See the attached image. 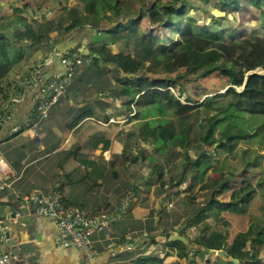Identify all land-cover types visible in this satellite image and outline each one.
<instances>
[{
    "label": "trees",
    "instance_id": "obj_1",
    "mask_svg": "<svg viewBox=\"0 0 264 264\" xmlns=\"http://www.w3.org/2000/svg\"><path fill=\"white\" fill-rule=\"evenodd\" d=\"M32 1L36 14L47 4L49 9L61 11L55 19H46L43 14L40 19L44 21H36L37 17L28 20L23 12L29 5L24 4L21 8L14 6L9 16H0V30L12 28L11 37L0 39L2 100H8L7 88L9 83L11 85L10 81L3 83L5 74L13 65H19L27 54L48 52L53 45L52 32L62 34L65 39L72 35L73 45L62 50L63 54L74 50L81 38L87 37L86 56L91 59L94 72L83 82L92 83L99 92H109L113 99L122 98L127 112L134 110L135 117L147 111L156 117L144 121L139 130L140 138L163 156L162 161L153 154L142 155L141 159H149L152 163L146 185H156L165 199L169 196V187L187 181L184 189H191L199 182V190L209 191L204 201L206 208H194L193 212L184 210L180 225L176 224L178 220L169 230L159 229L158 233L167 238L166 244L179 258L187 260V264H201L195 257L209 250L224 261L205 259L203 264H264L258 258L264 244V206H255L251 211L257 192L253 182L258 176L263 175L264 179L261 166L264 74L251 73L259 67L264 69V0H203L204 10L210 17L208 23L204 18L201 21L198 14L190 13L197 0H171L164 4L145 0L139 3L138 0H79L82 11L76 7H62L58 0ZM247 3L258 12V21L255 20L253 30L234 39L237 29L221 27L223 14L227 10L235 12ZM143 18L148 24L145 29L139 28ZM159 27L173 28L179 34L174 41L163 44L154 35ZM118 41L123 43L124 52H113L112 45ZM157 73H164L165 77L147 76ZM218 76L226 77L223 93L205 94L200 102L188 94L187 82L198 81L205 87V82ZM26 80L30 79H23ZM175 85H179L177 94L171 90ZM241 86V90H237ZM217 97L222 103L215 104ZM203 111L205 115L201 116ZM35 119L34 107L32 120ZM239 143L248 145L244 148ZM210 148L223 159H215ZM122 154H127V144ZM214 160L216 165H213ZM137 161L138 155L130 158V163ZM165 166L175 172L168 179L164 178ZM210 167L212 172H208ZM214 173L217 176L213 177ZM240 188L243 192L239 198L218 199L224 193L232 192L236 196ZM193 198L190 196L189 205H194ZM204 210L213 213L214 226L201 222L192 239L181 231V226L194 223ZM242 214L247 216L248 228L231 231L234 222L224 216ZM153 215L152 212L151 217ZM174 231L186 237L189 244L170 240ZM247 240H250L249 249L242 245ZM139 261L141 264H163L162 259L151 254L140 256Z\"/></svg>",
    "mask_w": 264,
    "mask_h": 264
},
{
    "label": "crops",
    "instance_id": "obj_2",
    "mask_svg": "<svg viewBox=\"0 0 264 264\" xmlns=\"http://www.w3.org/2000/svg\"><path fill=\"white\" fill-rule=\"evenodd\" d=\"M13 3L0 0V16H9ZM72 40V35L65 39L52 32L48 52L27 54L4 76L3 83L11 85L7 101L0 93V158L4 161L0 165L13 177L0 191V205L13 207L16 215L11 223L5 221L3 229L10 231L13 244L6 243L0 230V247L18 256L12 264H88L81 250L56 244V226L26 200L33 192H56L65 204L93 212H111L122 200L129 201L128 212L91 236L95 264H141L139 257L150 254L163 264H185L166 244V236L158 233L172 228L167 205L171 194L165 199L156 185L150 190L147 181L142 187L138 161L130 163L127 154H122L131 138L127 108L122 98L113 99L109 92L83 82L94 72L90 58L84 60L48 117L33 128L40 86L61 69L56 52L72 46ZM81 42L86 43L87 37ZM27 78L28 83L23 81Z\"/></svg>",
    "mask_w": 264,
    "mask_h": 264
},
{
    "label": "rangeland",
    "instance_id": "obj_3",
    "mask_svg": "<svg viewBox=\"0 0 264 264\" xmlns=\"http://www.w3.org/2000/svg\"><path fill=\"white\" fill-rule=\"evenodd\" d=\"M11 1H14V3L11 4L12 6L10 5L11 10H8L9 13L12 12V8H14V6L21 8L24 4L29 5V8H27V10H25V12H23V14L25 16H27L28 20H33V18L37 17L38 19H36V21H40V22L44 21L42 18L40 19V17L43 14L46 15L45 16L46 19H55L58 17V15L61 11L58 8L55 11H54V9H49L47 7V5H48L47 4L45 7L42 8L41 11H39V12L37 11L38 13L36 14L35 12H33L35 7H34V3L32 0H11ZM58 1H60L62 3V7L63 6L68 7V8L76 7L79 11H82L81 2L79 0H58ZM139 1L140 0H138V3H139ZM145 1H154L156 3L164 4V3L170 2L171 0H145ZM202 2H203V0L194 1L192 4L193 8L191 9L190 13L191 14H198V16L201 18V21L204 18L205 21L208 23L210 21V17H209V14H207V12L204 10ZM236 11L234 12L232 10H227L223 14L225 18L221 21V23L223 24L221 27H223L224 29L229 30L228 28L230 26L237 29L234 31V34H235L234 39H237L239 34L247 33V32H250L251 30H253L256 26L255 20L258 21V15H257L258 12L255 11V9L253 7H251L248 3L242 5L239 8V10H236ZM201 21L199 22V24L201 23ZM147 27H148V24H147L146 18L141 19L140 23H139V28L145 29ZM154 33H155L154 35L156 37H158L163 44H168L171 41H174L179 34L173 28L169 29V28H164V27H159L158 29L156 28V31H154ZM257 34L261 35L262 33L258 32ZM84 44H86V43H84ZM112 49H113V52H115V53L125 51V49L123 47V43L120 41L114 43L112 45ZM84 58H85V60L89 59L88 56H84ZM253 72L264 74V69L259 67V68H256L255 70H253L251 73H253ZM147 76L148 77L152 76V78H163V77H165V74L164 73H157V74H149ZM197 82L198 81H196V82L191 81V83L187 82L186 88L191 89V90L189 89L188 94H190L192 96V98L198 102H200L204 98L203 95H205V94H208V95H215L216 94L217 95L219 93H223L226 90L225 86L227 85L226 77H220V76H218L217 78L210 79L209 82H205V87H204V85L201 84V82L200 83H197ZM178 86L179 85H175V87H173L174 89L173 88L171 89L175 94H177L176 89L178 88ZM241 88H242V86L237 87V90H241ZM183 99H184V95L182 96L181 100L183 101ZM221 100H222L221 98L217 97V101H215V104L222 103V102H219ZM125 108H127V107H125ZM135 113L136 112L134 110H131L130 112L125 113V115H128L129 119H130V122L128 123V125H126L128 128V132H133L131 134V138H128V141L126 142V144H127V157L129 160L132 156L138 155V174L142 176L141 177L142 181H140V183L142 184V187H144L145 186L144 184L150 175L152 163L149 159H146V160L141 159L142 155L143 154H153L154 157H156L157 159L162 160V161H163V156L161 155V153L155 152L153 150L152 144H149L146 141L142 140L139 136V134H140L139 130H140L141 124L146 120H154V118H156V117L152 116V114H150L148 111L143 112L144 115L141 114L139 117H135L134 116ZM204 115H205V112L203 111L201 113V116H204ZM239 144L244 148L248 145L247 143H239ZM177 150H180V149L177 148ZM209 152H210V154L214 155L213 157H215V159L220 160V161L223 159V156L217 155V154L215 155L212 152L211 148L209 149ZM207 156H209V154ZM227 156H230V155L227 154ZM203 158H206V157L204 156ZM216 164H217L216 160H214L213 165H216ZM261 166L264 170V152H263V157H262V161H261ZM208 172H212V167L209 168ZM164 173H165L164 178L168 179L175 172L174 171L170 172L169 167L165 166ZM190 174H191V172H189V175ZM215 176H217V174L214 173L213 177H215ZM187 184H188V181L183 183L180 186H177V187H169L168 191L171 194V198L168 200L169 203L167 205H168L170 214L172 216L171 221L174 220V222H172V223H175L180 218H182L184 210L187 212H193L194 208L204 207L205 206L204 201L207 199V197H209V191L204 192V191L198 189V187L200 185L199 182L191 189H184L187 186ZM253 186L257 190V192L254 196L255 201H254V204H252L253 205V208H252L253 210H251L252 212L255 210V206H257V207H258V205L264 206V179H263V175L258 176L255 179V181L253 182ZM151 187L152 186L150 185V187H149L150 190H151ZM242 192H243V189L240 188L238 190V194L236 196H235L236 193H232V192L226 193V194L224 193V194L220 195L218 199L220 201H228V200H231L233 198H239V196H240L239 194ZM190 196H194V198H193V199H195V200H193L194 205H189V203L191 201ZM120 204L124 205V210L120 214V218H121L126 212H128L130 205H129V201L127 199L122 200L119 203V205ZM77 206H79V205H77ZM204 208H206V206ZM213 216L214 215L212 212H210L208 210H204L203 212L199 213V216L195 220L194 223H189V222L184 223L181 226V231L184 232L185 234H187L190 238L194 239V237L197 234L196 226L200 225L201 222L205 221V222H208L211 227L214 226ZM224 217L229 218L234 222V223L232 222L233 228L231 229V231H233V232H236V231L241 230V229L245 230L249 226V224H248L249 222L246 221L247 216H245L244 214H242L240 216L225 215ZM232 217H234V219H232ZM252 221L253 220L250 219V223ZM181 222L182 221L179 220L176 224L180 225ZM242 245H243V247H245V249H249L250 240L244 241V243ZM202 253H203L202 255L195 257V259H197L199 262H201V264H203L205 262V259H209V260L221 259L215 252L211 253V252L207 251V252H202ZM258 258L262 261V263H264V244H262L260 249H259ZM221 260H222V262L224 261L223 258ZM185 264H187V260H186Z\"/></svg>",
    "mask_w": 264,
    "mask_h": 264
},
{
    "label": "built area",
    "instance_id": "obj_4",
    "mask_svg": "<svg viewBox=\"0 0 264 264\" xmlns=\"http://www.w3.org/2000/svg\"><path fill=\"white\" fill-rule=\"evenodd\" d=\"M84 43L81 42L71 52L64 54L61 51L56 52L62 67L40 86L35 100L36 119L32 122L33 128L38 127L39 123L48 117L50 110L64 97L71 78L83 65L84 56L88 53ZM0 163H4L1 158ZM12 177L13 173L0 165V191L8 185ZM26 200L38 214L47 217L56 226L58 230L56 244L81 250L87 257L88 264H95L93 261L95 250L91 236L119 220L124 210V205L120 204L121 206L111 212H93L81 206L65 204L56 192H33ZM18 259L17 255L0 247V264H12Z\"/></svg>",
    "mask_w": 264,
    "mask_h": 264
},
{
    "label": "water",
    "instance_id": "obj_5",
    "mask_svg": "<svg viewBox=\"0 0 264 264\" xmlns=\"http://www.w3.org/2000/svg\"><path fill=\"white\" fill-rule=\"evenodd\" d=\"M11 35H12V28H8L6 30H0V39L9 38V37H11ZM6 209H7V213L4 214L3 212H5ZM15 215H16V212H15V209L13 207L0 205V230L5 229L7 227V224L5 221L7 220L8 223H11L13 218L15 217ZM2 234L6 240V243L9 245H12L13 243L10 239V236H11L10 231H8V230L4 231L3 230ZM170 240H180L185 245L189 244V241L187 238H185L181 235H178V234H171ZM209 252H213V250H209ZM219 254H222V252H219ZM232 261L237 262V260L234 258H232Z\"/></svg>",
    "mask_w": 264,
    "mask_h": 264
}]
</instances>
